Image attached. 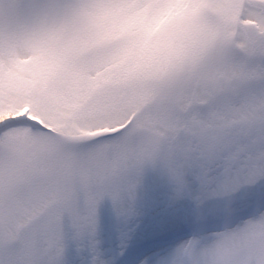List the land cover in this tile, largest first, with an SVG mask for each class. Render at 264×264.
Segmentation results:
<instances>
[{
  "label": "snow or ice",
  "instance_id": "6c2138e0",
  "mask_svg": "<svg viewBox=\"0 0 264 264\" xmlns=\"http://www.w3.org/2000/svg\"><path fill=\"white\" fill-rule=\"evenodd\" d=\"M196 231L264 215V0H0V264H71L146 167Z\"/></svg>",
  "mask_w": 264,
  "mask_h": 264
},
{
  "label": "rangeland",
  "instance_id": "374dc122",
  "mask_svg": "<svg viewBox=\"0 0 264 264\" xmlns=\"http://www.w3.org/2000/svg\"><path fill=\"white\" fill-rule=\"evenodd\" d=\"M193 208V201L177 193L174 182L163 169L146 167L134 199L118 205L106 197L98 207L94 239L103 261L105 264H170L179 242L141 253L136 246L142 240L163 238L185 229L190 225ZM128 244L131 246L122 254ZM69 251L71 264H91L90 246H72Z\"/></svg>",
  "mask_w": 264,
  "mask_h": 264
},
{
  "label": "clouds",
  "instance_id": "9594fccd",
  "mask_svg": "<svg viewBox=\"0 0 264 264\" xmlns=\"http://www.w3.org/2000/svg\"><path fill=\"white\" fill-rule=\"evenodd\" d=\"M195 235L196 245L181 264H264V215L247 222L229 217L215 230Z\"/></svg>",
  "mask_w": 264,
  "mask_h": 264
},
{
  "label": "bare ground",
  "instance_id": "6f19581e",
  "mask_svg": "<svg viewBox=\"0 0 264 264\" xmlns=\"http://www.w3.org/2000/svg\"><path fill=\"white\" fill-rule=\"evenodd\" d=\"M185 239V238H184ZM182 240V239H181ZM181 240H179L178 242H180ZM164 247H166V245H164Z\"/></svg>",
  "mask_w": 264,
  "mask_h": 264
}]
</instances>
